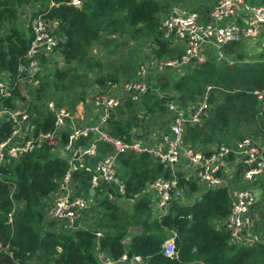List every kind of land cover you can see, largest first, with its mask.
<instances>
[{"label": "trees", "instance_id": "obj_1", "mask_svg": "<svg viewBox=\"0 0 264 264\" xmlns=\"http://www.w3.org/2000/svg\"><path fill=\"white\" fill-rule=\"evenodd\" d=\"M71 2L0 0V73L6 72L15 81L19 79L17 68L27 51L31 35L30 32L27 36L25 32H20L15 22L18 9L32 3L38 4L39 10L45 13L49 21L57 23L55 34L62 38L59 47L65 64L82 62L86 58L89 48L101 38L105 23L110 27H115L116 23L130 28L139 27L152 33L154 44L158 46L155 50L158 58L179 55L178 50L170 48L160 39L157 30L163 7L160 0H80L79 8L72 6ZM5 25H9V31L2 34ZM235 47L236 44L227 46L225 55L233 54ZM259 60L229 64L209 59L195 68L187 67L192 69L188 75L178 79L172 77L175 81L172 87L179 95L177 101L180 104L194 100L205 92L206 87H212L208 98L212 113L203 125L187 127L184 144L189 147L200 143L207 147L213 142L229 145L240 137L242 128L250 125L257 126L264 140V67ZM55 77L62 80L65 74L56 70ZM162 80L160 83L168 81L167 78ZM105 82V79H100L96 83L105 87ZM167 86L166 82L163 90ZM38 93L35 92V96ZM255 93H261L262 100H258ZM150 94L151 90L147 95ZM21 98L16 87L6 106L15 107L16 100ZM163 101L164 97L153 103L149 112L151 117L156 114L155 108L162 111L158 117L165 113L161 106ZM133 108L134 103L127 102L117 110V114L130 113L125 120L118 116L110 118L107 123L110 136L128 141L137 139L133 132L137 125ZM53 122L50 114L37 112V117L32 121L33 135L53 130ZM10 133L11 124L4 121L0 125V141ZM117 164L120 179L126 188L124 198L134 201L132 217L141 226V231L131 237L127 246L124 245L128 222H122L115 202L98 201L107 211L105 218L110 227L100 238L99 249L110 259L116 260L126 253L128 257L140 256L144 264H264V245L258 244L253 248L230 245L225 231L211 224V219H224L229 213L230 201L225 188L206 191L191 206L173 203L168 213L158 219L152 216L144 191L150 180L169 178L171 172L155 164L146 153L121 154ZM68 167L65 159L44 147L1 169L0 215L4 213L6 216L12 211L15 202L20 208L15 209L12 233L6 220L0 223V264H29L33 258L40 264H99L95 253L96 231L90 228L71 233L54 231L51 230L53 223H50L43 234L38 232L44 223L45 202L57 190L58 182ZM72 180L79 190L86 191L90 174L84 169H77L73 171ZM183 182L192 186V192L197 191V186L192 182ZM257 185L263 188L260 196L263 198L264 175L258 179ZM168 234L174 235L179 260L164 256L163 245Z\"/></svg>", "mask_w": 264, "mask_h": 264}, {"label": "built area", "instance_id": "obj_2", "mask_svg": "<svg viewBox=\"0 0 264 264\" xmlns=\"http://www.w3.org/2000/svg\"><path fill=\"white\" fill-rule=\"evenodd\" d=\"M71 4L77 8L81 6L80 0H72ZM35 10L32 12L34 15L28 19L31 39L28 40L27 51L17 68L19 79L15 81L6 72L0 73V119L11 124L10 135L0 141V171L10 167L20 157L44 147L65 159L69 167L52 194H55V199L50 203L46 200L49 204L45 207V213H48L52 221L60 223L64 231L71 233L86 229L82 227L81 221L88 208L89 198L94 202H115L125 197V184L118 172L119 155L128 152L146 153L155 164L171 172L169 178L156 177L150 180L144 191L150 201L152 216L158 219L167 214L171 204L189 203L183 197L184 189L177 172L184 162L185 171L191 173L198 186L205 190L226 189L230 208L219 228L228 235V244L250 247L259 243L255 233L254 208L257 197L249 188H230L228 182L231 179L230 172L233 170L236 173V169L243 172L248 185L264 174L263 138L243 137L229 145L208 146L207 151H203L202 146V149L184 146L183 137L187 127L203 125L212 113L208 102L212 87H206L202 95L184 106L176 104L173 95H170L172 99L163 101L167 102L171 121L169 127L159 134V144L151 145L148 137L129 141L112 137L107 131V123L112 116L117 117V110L125 102L138 103L150 90L155 91L152 87L160 83L167 71H179L186 69L191 62L201 64L209 59L217 63L225 62L224 50L227 46L258 39L260 36L264 38V0H219L207 11L199 13L172 6L169 13L160 20L157 30L160 39L168 43L170 48L178 50L179 55L140 65L135 80L108 84L91 97L90 103L95 108L87 121L80 122L73 112L53 102L47 103L45 109L54 118L53 130L37 135H33V130L22 132L29 118L25 107L6 106V101L13 96L16 87L20 89L22 85L35 82L43 69L42 60L60 50L62 38L55 34L57 23L49 21L39 8ZM152 48L157 50L158 46L153 44ZM259 61L264 67V58ZM150 70H153L152 78L144 81L142 78ZM255 94L258 100H262L261 93ZM165 95L163 93L160 99ZM77 169H84L90 174L89 188L78 193L75 192L76 184L72 180L73 171ZM12 214L10 211L6 215L7 225L12 224ZM94 235L99 264H144L140 256L128 257L126 253L116 260L110 259L99 249V240L103 234L96 231ZM163 250L165 257L179 260L173 239L165 241Z\"/></svg>", "mask_w": 264, "mask_h": 264}, {"label": "rangeland", "instance_id": "obj_3", "mask_svg": "<svg viewBox=\"0 0 264 264\" xmlns=\"http://www.w3.org/2000/svg\"><path fill=\"white\" fill-rule=\"evenodd\" d=\"M218 1L219 0H160L161 5L163 7L159 14V17L160 20H162L169 13L172 6H179L181 8L187 9L188 11H194L199 13L207 11L208 9L213 7ZM38 7V4L32 3L18 9L15 26L20 32H25L26 36L27 33H29L27 27L28 19L30 16L34 15L32 12L37 11L35 9H37ZM102 29L103 31L101 32V38L89 48L88 54L82 62L74 61L70 64H65L63 57L60 54V50H57L55 54L53 53L47 59V61L46 58L42 60L41 64L43 69L41 71V74L37 76L33 84L20 86L19 92L22 98L16 100L15 107H25L29 115L28 120L23 125L22 132H24L25 130H33L34 125L32 124V121L37 117V112H44V114H48V111L45 109L47 103L53 102L56 106L66 108L74 114H77L79 109H83L81 107H83L84 105H87L88 107L92 106V103H90L91 97L95 96L96 93H99L101 90L105 89L108 84L113 83L112 79H115L116 81L114 82H118L120 84L123 82L135 80L138 67L140 65H143L145 63L149 64L154 62L155 59H159L156 54V51L152 48V45L154 44L152 33H148L145 30H141L139 29V27L130 28L126 25H117V23L115 27L107 26V24L105 23ZM8 31L9 25H5L1 33L6 34L8 33ZM175 56L177 55H164L162 58H172ZM261 57L264 58L263 36H260L258 39L254 38L251 40L237 43L236 47L233 49V54L225 55V62H255L259 59H262ZM197 65L198 63L191 62L188 67L195 68ZM186 69L184 70L183 75H188L192 73V69ZM56 70H59V72H64L65 79L60 80L56 78ZM152 72L153 70H150L148 75L144 76L142 79L144 81H147L148 79L152 78ZM165 78H167L168 81L165 80L164 82L159 83L158 89H160V91H163L164 94H166L164 96V100L169 98L172 99L170 95H172L173 93L172 90L174 89L172 86L175 81L172 79V76L168 71L166 72L165 77H163V80ZM100 79H105V87H100L96 83L97 80ZM166 82L168 83L167 89L163 90L162 86ZM35 92L38 93L36 96ZM174 97V102L177 104L179 102L177 101L179 97L177 92ZM193 101L194 100H189L186 103ZM126 103L127 102H125L124 105ZM166 104L167 102H161V106L165 110V113H163L161 117L157 116V112L154 117L150 116L152 119H148L145 122L146 127L149 126V130L151 127H154L159 131H162L160 129L169 127L171 115L169 113L168 108L166 107ZM181 105L184 106L185 104ZM137 109L139 110V108ZM161 112L162 111H159V113ZM129 115V112H123L122 114H120V112H118V114L116 113V116L122 118L123 120H125ZM139 115L141 116V114ZM3 122L4 121L0 119V125ZM239 133L240 137L236 138V141L237 139H241L243 137H253L255 139L262 138V136L258 133L257 126L255 125L246 126L242 128ZM147 135H150V133ZM212 144H214V142ZM202 145L203 143H200L196 144L195 146L201 148L200 146ZM210 145L211 144H208L207 147H204L203 145L202 147L204 149H201L203 151H207L205 149L208 148V146ZM184 146L188 145L184 144ZM12 165H14V163ZM236 171V173L233 170L230 172L231 179L228 182V186L230 188H249L253 192H262L263 188L261 189V187L257 185L258 179L260 177L254 183L248 185L244 178L243 172L239 169H236ZM177 172H179L180 174L182 187L184 189L183 197L187 201H189V203L185 204L184 206H191L195 202V200L200 199V197L206 191H208V189L205 190L203 187L198 186L196 180L192 177L191 173L185 171L184 162H182L181 165L178 167ZM183 180L185 182H192L193 184H195L197 186V191L192 192V186H187L183 182ZM74 189L76 193L80 191L77 187H75ZM83 195L85 194L83 193ZM53 198L55 199V194L48 197L49 203L53 200ZM148 198H150V196ZM97 202H94V200H91L90 198L88 199V208L83 214L81 224L82 227L90 228V230L99 231L104 234L107 230H110V227H108V222L105 218V214L107 213V211L100 206L99 202L97 204ZM49 203L45 202V205ZM114 204L117 205L119 214L122 215V222H124L125 220L128 222L127 233L123 241V244L127 246L131 237L141 231V226L137 222H135L137 221L135 217H132L134 201L122 197L117 199ZM43 206L44 203L42 204V207ZM18 208H20V205L15 202L12 209V224L8 225L11 227V233L13 232L14 228L13 222L16 214L15 209ZM254 209H256L255 233L259 238V243L250 246L252 248L258 244L264 245V195L263 198L260 197V199L257 201ZM44 215L45 217L43 226L38 229V232L40 234H43V232L46 231L45 229L50 223H53L51 230H63L60 223L52 221L48 213H44ZM5 220L6 223H8L7 216H4L3 213L2 215H0V223L1 221L5 223ZM210 222L212 225H216L217 228H219V226H221V224L223 225L224 223L216 220V218L211 219ZM167 237V241H170L172 239L174 241L173 234H168ZM29 264L40 263H38L37 260L33 258L31 259Z\"/></svg>", "mask_w": 264, "mask_h": 264}, {"label": "crops", "instance_id": "obj_4", "mask_svg": "<svg viewBox=\"0 0 264 264\" xmlns=\"http://www.w3.org/2000/svg\"><path fill=\"white\" fill-rule=\"evenodd\" d=\"M184 70L185 69H182V70H179V71L176 70V71H172V72L170 71L169 73H170L171 76L173 75L172 77L178 79L180 76H182L184 74L183 73ZM175 73L178 74V77H175ZM152 88L155 91H151V94L149 96L148 95L145 96L140 102L134 104V108H133L134 113L133 114L136 117V123H137V125L134 126L133 132L135 134V138L140 139V138H143V137H148V138L151 139L150 140L151 141V145H154V144H159V140L160 139L158 138V136L161 133V131H159L158 129H156L154 127H151L150 130H149V127H146L145 122L150 118L149 112L152 109L153 103L156 100H158L164 92L163 91H160V89H158L159 88L158 85H156L155 87H152ZM172 91H173L172 95L175 96L176 95V91L175 90H172ZM81 108H83V109H79L78 113L75 114V116L77 117V119L80 122H84V121L89 120L90 117L93 115V110H92L93 107L92 106H89L88 107L87 105H84ZM137 108H139V110ZM153 110H154V108H153ZM155 110H156L155 113L158 112L157 115H159L160 113H159L158 109L155 108ZM139 114H141V116ZM151 115H152V113H151ZM164 129L165 128L160 129V130L163 131ZM149 133H150V135H147ZM214 145H215V143L214 144H211L210 145V148H212ZM261 194H262L261 191H259L258 194H257L258 195V200L260 199ZM255 212H256V209H255ZM222 220L223 219H220L218 221L221 222Z\"/></svg>", "mask_w": 264, "mask_h": 264}, {"label": "water", "instance_id": "obj_5", "mask_svg": "<svg viewBox=\"0 0 264 264\" xmlns=\"http://www.w3.org/2000/svg\"><path fill=\"white\" fill-rule=\"evenodd\" d=\"M181 73H182V72H181ZM175 77H178V74H177V73H175ZM258 192H259V191H256V192L254 193V195L257 197V199H258V195H257Z\"/></svg>", "mask_w": 264, "mask_h": 264}]
</instances>
